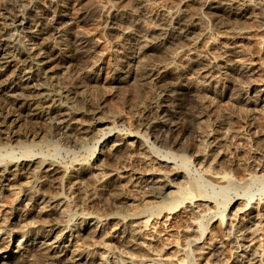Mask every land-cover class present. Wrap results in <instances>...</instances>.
I'll return each mask as SVG.
<instances>
[{
    "label": "bare ground",
    "instance_id": "bare-ground-1",
    "mask_svg": "<svg viewBox=\"0 0 264 264\" xmlns=\"http://www.w3.org/2000/svg\"><path fill=\"white\" fill-rule=\"evenodd\" d=\"M47 1L46 6L33 5L25 9H16L12 0H0V141L6 144L0 146L1 152L3 151L0 152V161H2L0 193L3 189L10 191L15 185V187L19 186V190L15 188L19 193L15 194L14 206L9 211H0L2 212L0 264H38L36 259L41 256L49 258L52 264L55 262L185 264L187 258L191 261L188 264H201L198 261L200 257L207 260L209 256L218 255L223 246L222 242L214 238L210 229L204 232L197 218L203 210L207 208L211 210L212 207H208L210 205L206 199L195 197L186 182H182L184 180L176 185L172 183V180L174 182V179L184 176L185 172L183 173L181 167L175 166L171 145H168L170 148L164 145L167 150L165 149V154L160 156L154 149L158 145H147L149 140L139 131L134 135L124 136L108 134L110 127L105 126L107 131H104V134L108 135L101 141L99 150L100 153L107 152L110 160L101 173L95 172L93 167L85 162H81L74 170L45 166L43 158L28 148H23L17 153L8 151L11 146L7 145L8 141H15L20 135L25 139L29 137L34 139L41 133V130L35 126L14 130L16 123L47 120L56 133L71 139L76 137L74 135L96 130L105 122L104 111H101L100 104L96 103L98 99L94 98L91 91L87 92V96L93 108L88 111V114L93 120L89 118L91 121L86 122L87 124L78 121V118L74 117L75 112L67 105L70 103L67 101L74 99L78 94H84L89 83L93 84L96 81L98 61L91 45V38L87 34L69 32L64 25L66 14L60 8L62 7L60 1ZM111 1L123 6L125 0ZM250 1L186 0L188 4H196L203 8L209 14L211 22L219 27L233 20L232 18L244 15ZM146 4L147 0H137L133 4L134 7L127 6L122 9H128V14L143 16L147 13ZM120 11L124 13L121 8L111 11L109 16L105 13L102 23H108V25L110 23V30L116 29L123 18ZM85 12L80 13V18L86 16ZM167 13V21L161 27L141 26L137 28L134 43L130 45L127 42L129 46L121 44L123 47L120 46L115 54L116 64L120 68L114 70L110 82L117 86L124 84L138 86L140 82H147V79L157 83L160 88L159 93L148 106L142 107L140 117L145 119L139 124L138 130H143L144 134H151L159 142L167 141L165 138L171 137L174 131L178 129L182 131L186 128L182 118L185 116L189 123H194V126L196 124L195 138L191 145L185 147L192 149L197 146L194 160L206 162L222 137V133L213 131L206 121L215 108L213 104L215 102L210 99L209 94L210 98L206 97V92L214 93L222 82L233 83L235 80H232L229 73L233 69L241 74L251 71L252 61L241 46L246 39L245 31L235 29L237 26L231 28V24L230 28L222 30L217 35V41L216 39L208 41L203 51L196 52L192 48H187L184 52V48L178 49L175 55H167L164 59L162 57V60L154 64V60L152 62L150 58L146 59L152 51L158 52L169 43H181L188 38L195 26L182 5ZM18 29L25 32L26 38L21 39L13 31ZM260 29L264 30V22L261 23ZM67 36L71 39L70 41H67ZM160 53L163 54V50ZM210 53L213 54L208 55ZM179 54L185 57L176 62V56ZM228 60H232L233 64L226 63ZM132 67H135L136 71L131 69ZM218 73L221 76L224 73V77H219ZM148 83L145 84L148 85ZM254 97L256 101H264V87ZM212 118L214 123H219L220 118L217 115ZM203 141L207 143L204 144ZM256 153L253 156L261 157L258 163L244 164L247 169L246 176L249 178L255 177L258 169H264V151ZM133 162L138 168L130 165ZM30 172L36 175V178L34 183L29 185L24 179ZM79 172L91 178V184L94 183L100 191L99 195L104 194V197L108 196L111 199L113 203L110 207L104 206L105 209H103L101 204L103 208L99 213L97 211V214L93 211L95 208L92 210L94 214L83 213L79 209L82 204H89L90 200L93 201V207L99 206L98 209L101 203L98 198L100 196L90 197L89 195L91 199L76 196V191L82 188L77 180ZM202 172L207 174L212 183L222 188L223 183L230 179V174L226 171L205 172L203 170ZM123 181L134 182L141 188L145 187L133 197L128 195L135 200V203L124 204L122 200L124 195L118 191ZM168 188L171 189L168 191L167 200H157L156 198L160 195H153V191L162 193L163 189ZM213 202L217 201L213 200ZM251 203L240 204L239 201H233L230 206L223 205L225 213H220V217L217 215L221 223L229 225L228 231L225 232V239H228L234 247L233 252H237L234 253V257L239 264H248L259 259L258 253L251 246L255 242L257 232L254 218L257 217L264 227V199L257 203L256 206L259 205V208ZM121 208L124 213L119 216L117 209L121 211ZM71 209L78 216L79 222H75V219H72L74 222L66 220L68 211ZM153 212H157L155 217L160 219L159 221L157 219L153 220L154 222L151 221L154 217L150 219L148 215ZM72 216L74 218V215ZM108 218L114 220L111 228L109 227L112 232L126 236L124 239L128 241L125 247L119 246L118 257L112 255L114 254L112 251L110 252L111 244L107 246L106 239L112 236L111 233L106 232L105 227L106 230H102V225L105 226ZM177 220L181 222L176 224ZM156 223L161 224L162 227L156 228ZM171 230L179 235L183 240L182 243L179 242L178 245L161 243L162 235ZM19 233L21 237L17 239ZM96 236L101 239H95ZM191 241L193 244L189 247L188 243ZM81 242H92L101 252L92 259L89 252V254L82 253ZM172 251L177 253L175 257H171ZM38 255L39 258L36 257ZM206 260L205 263H207ZM50 262L47 260L46 264Z\"/></svg>",
    "mask_w": 264,
    "mask_h": 264
},
{
    "label": "rangeland",
    "instance_id": "rangeland-1",
    "mask_svg": "<svg viewBox=\"0 0 264 264\" xmlns=\"http://www.w3.org/2000/svg\"><path fill=\"white\" fill-rule=\"evenodd\" d=\"M59 1L62 4V7L60 6V8L63 10V13L66 14L64 16V21H63L64 25L67 26L69 32L81 33L85 35L87 34L91 38V45L94 48V53L96 54L95 56L97 57V61H98V67H97V71H96L97 73L95 79L96 81H94L93 84L89 83L87 89L85 88L86 91L84 90L85 92L84 94L82 93L80 95L78 94L75 96L74 99L72 98L69 101H67L70 103L67 102L66 103L69 106V108L75 112L74 117L76 116V118H78L77 119L78 121L87 124L88 122L93 120L88 114L89 113L88 111L93 108V105L90 104L91 100L89 101L87 96V92L91 91L92 94L94 95V98L98 99L96 100V103L100 104L101 111L102 112L104 111L103 114L105 116L104 119L105 122L102 123L100 127L98 126L96 130L93 129L91 132L74 135L76 137L71 139L70 138L67 139L64 135L56 133L52 125L47 120L46 121L39 120L35 122L24 121L21 124L16 123V125H14L13 127L14 130L17 129L18 131L22 128H28V127L32 128L33 126H35L37 127V129L41 130V133L34 139H31L30 137H29L30 139L29 138L25 139L23 136L19 134L20 136L15 141L14 140H12L13 142L8 141L7 145L9 146L11 145L10 148H8V151L10 150L17 153L19 152V150L21 151L23 148H28V150L38 155L39 157L43 158V162L45 166H58L64 169L66 168L67 170H71V169L74 170L79 166L81 162H85L91 165L95 170V172L101 173V171L104 170L105 166L110 160L107 152L100 153L99 150L101 141L108 134H116V135L124 136L126 134L134 135L139 131L142 136L144 135V137L147 138V140H149L147 145L149 146L158 145L154 149L156 150L155 153L158 155L160 154V156L165 154L166 147L164 145H166L167 147H169L168 145H171V148L170 147L169 148L172 150L173 155L175 157L174 158L175 166H178V168L181 167L180 169L183 170V173L185 172L184 176L179 177L178 179H174V182L172 180V183L176 185L177 183H181V180H184L182 182H186V184L194 192L195 197H201L206 199L208 205H210L208 207H212V208H210L211 210H209L208 208L207 210H203L201 212V215L197 217L200 220L201 229H203L204 232H207L205 231L206 229L208 230L210 229L209 231L212 233V235H214V238L221 241L223 245L220 248L221 249L219 251L220 254L218 252V255L216 256H209L207 260L206 258L202 259L200 257L201 259L199 258L198 261L201 264L202 263L239 264L236 261L237 258L234 257V255L237 252H233L234 247L231 246L228 239L227 240L225 239L226 236L225 232L228 231L229 225L227 226L221 223L222 221L221 222L219 221L220 219L217 218V215H219L220 217V213L223 212L225 213L226 211L223 209L224 206L227 204H229L230 206L233 201H239L240 204L242 203L245 204L247 202H249L250 204L251 203L250 201H252L251 204L259 208V205L256 206L257 203L261 202L264 199L263 197L264 169L257 170L255 174L256 178L255 177L249 178L248 176H246L247 169L245 167V165L248 163L250 164L258 163V160L261 157L258 155L257 157L259 158H257L256 156L253 155L254 154L256 155L257 154L256 152L264 151V103H263L264 101L261 100L259 102L254 99L255 98L254 95L257 94V92L264 87V30L260 29L261 23L264 22V0H251L248 4V7L246 8V12L244 13V15L238 16L237 18H232L233 20H229L226 22L228 23V25L224 23L222 27L216 26L213 22H211L209 14L205 10H203V8H201L199 5L197 6L196 4H191V3L188 4L186 0H147V4H146L147 13L143 16H141L140 14L139 15L128 14V9H122L127 6L134 7L133 4H135L137 0H125L123 2V6H121L120 4H118L119 5L118 6L116 3H114L111 0H59ZM12 2L14 8L16 9H25L33 5H37L39 7L46 6L48 3L47 0H12ZM181 5L187 11L188 18L192 19L195 24L194 28L192 29L193 31L189 34L188 38L183 40L181 43L178 44L169 43L167 45L165 44L166 46L163 47L162 50H163V54H165L166 52L167 53L164 56L162 53H160L162 50L159 49L161 51L159 50L158 52L152 51L153 56L151 53L146 58L147 60L148 58H150L152 62L154 60L153 63L155 64L160 59L162 60V57L164 59V57H166L167 55H173V54L175 55V52L178 49H183V48H184L183 49L184 52H186L187 48L188 49L192 48V50H195L196 52L199 51L201 52L205 49L208 41L213 39H216L217 41L216 38L217 35H219L222 30L224 31L230 28V25L232 24L231 28H235L237 26L235 29H241L245 31L246 42L244 41V43H242L241 46L249 54L248 56L252 61L250 72H248L247 74H241L237 70L233 69L231 70V72H229L232 80L233 81L235 80L234 82L232 81L233 83L225 84L224 82H222L223 84L221 83L220 84L221 86H219V88L216 89L214 93L213 92L210 93V91L206 92V97L208 99L211 97L210 99H212L213 102H215L213 103L215 105L214 106L215 108L212 112V115L208 117L209 119L206 118V121L209 123L213 131L215 130V132L218 131L222 133V137L219 140L216 149L214 150L209 160L206 162L202 160H194L193 156L196 153V150H198L197 146H195L192 149L185 147L186 145H191L193 139L195 138L194 128L196 126V124L194 126V123H189L185 116H182V118L186 128L182 131L179 129L174 131L171 137L165 138L167 141L163 140L159 142L155 140L154 136H152L151 134H146V133L144 134L142 133L144 132L143 130H138L139 124L143 122L145 119L143 117H140L142 115L141 113L142 107L148 106L150 101L154 100L159 93L160 88L157 83H153L152 81L147 79V82H140L141 84L139 83L138 86L137 85L135 86L133 84L131 85L124 84L117 86V84L114 85V83L110 82V78H112L114 72L118 68H120L115 61V56H116L115 54L119 50L120 46L122 45L129 46L130 43L132 44V42L136 38L135 34L137 28L141 26H143L144 28H147L148 26H153L157 28L161 27V25H163V23L167 21L168 18L167 12L172 9L173 10L177 9ZM120 8L122 11H124V13L120 11V13L123 15L122 21L120 22V25L116 29L110 30L109 26L111 24L109 23L108 25V23H102L104 22L103 20L105 18L102 17L105 16V13L107 16H109V14H111V11L113 12L114 10ZM84 11H86L85 12L86 16H83L82 14L83 17L80 18L79 16L80 13ZM99 19L102 21H100ZM13 31H15L21 37V39L26 38L25 32H23L22 30L18 29ZM126 31H128V33ZM66 39L67 41L71 40L68 36L66 37ZM192 44L194 45L192 46ZM160 54H162V56ZM211 54L213 53H210L208 55ZM182 55L183 54L177 55L175 61L179 62L180 59L185 57V55L184 56ZM226 63L232 65L233 61L228 60ZM131 69H135L136 71L135 67H132ZM135 71L132 70V72L134 73ZM218 74L219 77L221 78L224 77L223 75L224 73H222V76L220 73ZM145 83L146 84L148 83V85H146ZM208 94L210 97L208 96ZM251 99H253V101ZM101 103H103L104 105ZM179 110L181 109L179 108ZM214 115H217L218 118H220L219 123H214L212 118L214 117ZM105 126L110 127V131H109L110 133L104 134V131H107ZM2 142L3 141H0V146L6 145L4 142L3 143ZM205 142L207 143V141H203L204 144ZM23 143L24 145L26 144L25 147ZM16 146L18 147L15 148ZM0 164H2V161H0ZM130 165L133 168L135 167L138 168L137 164H135L134 162L130 163ZM203 170H205V172L210 170L226 171L230 174V179L227 182L223 183V188H222L216 183L214 182L212 183V181L209 180L207 174L202 172ZM33 175L34 174L30 172L27 174L28 179L27 178L24 179L25 181L27 180V183L29 185L30 183L31 184L34 183L36 175H34L35 177ZM28 180H30L31 182ZM77 180H79L78 183H80V187L82 186V188H79V190H77L78 192L76 191L77 197L82 196L85 197L86 199H91L90 197H92L93 195L100 196L98 197L99 201L101 202L100 208L98 209L99 206L93 207L94 205L92 204L93 201L90 200L91 202H89V204H85V205L82 204V206H80L79 209L82 210L83 213L92 212V214L94 213L97 214V211L99 213L101 211L100 209L103 208L104 206L107 208L112 205L113 202H111V199H109L108 196L107 197L105 196L106 197L105 198L104 194L99 195L98 192L100 191L98 190V187L94 183L91 184L92 183L91 178H87L83 173L79 172L77 174ZM81 181L83 184L81 183ZM121 184L122 185H120L118 191L124 195V198L122 199L125 202V203L123 202L124 204H126L127 202L135 203V200H133L131 197H133L135 194H138L141 190L145 189V187L141 188L140 185L138 187V185H135L134 182L130 183V181H123ZM15 186L12 188L13 190L10 191L9 190L6 191V189L1 190L0 211L2 210L9 211L14 206L16 195L19 193L18 192L19 186L17 187ZM15 188H17L18 190ZM169 189L171 188L165 190L163 189V192H167L166 194L163 192L155 193V191H153V195H160V197L156 198L157 200L160 199L167 200L169 196L168 194ZM87 191H89L90 193ZM89 195L91 196L89 197ZM128 195L131 197H129ZM244 197L245 199H242ZM213 200L217 202L214 203ZM101 204L103 205V207ZM105 207L103 209H105ZM219 207L221 208L219 209ZM5 208L8 210H6ZM93 208L95 209L93 210ZM92 210L95 212L93 213ZM2 212H0V216H2ZM117 212L119 216L123 215L124 213L123 209L121 211L120 209L119 210L117 209ZM68 213L69 214H67L68 217L66 216V220L73 221L75 219L74 220L75 222L77 221L79 222L78 216L74 214V211L72 209L69 210ZM70 215L71 216L74 215V218L73 216L71 217ZM155 215L157 216V212H153L152 214L148 215L150 216V219L154 217V219L152 218L151 220L152 222H154L156 219L157 221L160 220L156 218ZM113 221L114 220L112 218L110 219L108 218L106 224L104 223L105 226L102 225V230L104 231L107 229L106 232L111 233L112 236L106 239L107 246L109 247V245L111 244L109 247L110 252L112 251L114 253L112 255H116V257H118L117 251L119 246L125 247L128 241L127 239H124L126 238V236L124 235L122 236L116 235L117 232L115 231H113L114 232L113 234L112 230L110 229L111 226L113 225L112 224ZM180 222L177 220V222L175 223L177 224ZM151 224L149 223V225ZM222 224L225 225L226 227L223 226ZM254 224H257V232H256L255 242L251 247L255 252L258 253L259 259L248 264H264V255H263L264 227L263 224L259 222V219L257 217L254 218ZM158 227L161 228L162 226L161 224L156 223V228ZM20 237H21V233H19L16 238L18 239ZM95 239L100 240L101 237L96 236ZM166 242L170 245L171 244L178 245L182 243L183 240H181V238L179 237V235L176 234V232L171 230V231H166V233L162 235L161 243H166ZM81 243L83 244V245L81 244V246L83 247L82 253L83 254L90 253V255H92L91 257L92 259L95 258V256L101 252V250L97 249L92 242L90 243L81 242ZM192 244L193 241L189 242L188 246L192 247ZM170 255L171 257H175L177 253L175 251H172ZM36 257L39 258L40 256L38 255ZM39 259H36V263L38 264H46L47 260L48 262L51 261L49 258L47 259L44 257L42 258V256ZM205 260L207 263H205ZM190 262H191L190 259L187 258L184 263L188 264ZM55 263L57 264L58 262ZM68 263L69 262H63V263L60 262L58 264H68ZM93 263L96 262L93 261ZM23 264H28V263H23ZM49 264H52V262H50Z\"/></svg>",
    "mask_w": 264,
    "mask_h": 264
}]
</instances>
